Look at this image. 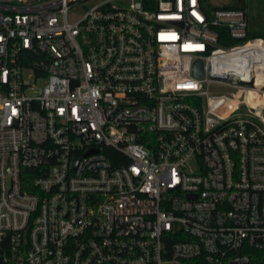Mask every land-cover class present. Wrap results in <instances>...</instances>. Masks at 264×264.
I'll use <instances>...</instances> for the list:
<instances>
[{"label":"built area","instance_id":"1","mask_svg":"<svg viewBox=\"0 0 264 264\" xmlns=\"http://www.w3.org/2000/svg\"><path fill=\"white\" fill-rule=\"evenodd\" d=\"M247 17L0 0V264H255L264 37Z\"/></svg>","mask_w":264,"mask_h":264},{"label":"rangeland","instance_id":"2","mask_svg":"<svg viewBox=\"0 0 264 264\" xmlns=\"http://www.w3.org/2000/svg\"><path fill=\"white\" fill-rule=\"evenodd\" d=\"M237 0H209L214 6L234 4ZM248 29L255 34L264 35V0H247ZM215 93H227L230 90L225 85L213 89Z\"/></svg>","mask_w":264,"mask_h":264},{"label":"trees","instance_id":"3","mask_svg":"<svg viewBox=\"0 0 264 264\" xmlns=\"http://www.w3.org/2000/svg\"><path fill=\"white\" fill-rule=\"evenodd\" d=\"M203 2L205 3V5L209 8H217L220 6H214L212 5L209 0H203ZM223 7H231V8H243V9H247V0H237L236 3L234 4H224ZM218 31L220 33V40H219V44L223 45V46H230L233 43H235L236 41L230 36L228 29L221 27L218 28ZM252 36H262L264 37L263 34H255L250 32L249 33V37ZM34 169L31 168H26L24 169V173L27 175L34 174ZM254 263L255 264H264V251H255L254 255Z\"/></svg>","mask_w":264,"mask_h":264},{"label":"water","instance_id":"4","mask_svg":"<svg viewBox=\"0 0 264 264\" xmlns=\"http://www.w3.org/2000/svg\"><path fill=\"white\" fill-rule=\"evenodd\" d=\"M195 74L201 76L203 74V61L201 59L197 60L195 63ZM252 81H249L251 83Z\"/></svg>","mask_w":264,"mask_h":264},{"label":"bare ground","instance_id":"5","mask_svg":"<svg viewBox=\"0 0 264 264\" xmlns=\"http://www.w3.org/2000/svg\"><path fill=\"white\" fill-rule=\"evenodd\" d=\"M258 59H260V60L251 59L250 61L251 62H255V63H259L260 62L261 64L264 62L263 55L261 57H258Z\"/></svg>","mask_w":264,"mask_h":264}]
</instances>
